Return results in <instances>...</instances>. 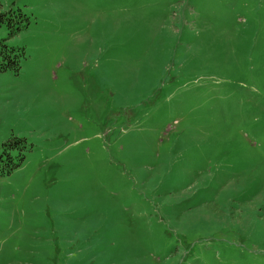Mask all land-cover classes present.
I'll return each mask as SVG.
<instances>
[{"label":"rangeland","instance_id":"1","mask_svg":"<svg viewBox=\"0 0 264 264\" xmlns=\"http://www.w3.org/2000/svg\"><path fill=\"white\" fill-rule=\"evenodd\" d=\"M0 14V264H264V0Z\"/></svg>","mask_w":264,"mask_h":264},{"label":"trees","instance_id":"2","mask_svg":"<svg viewBox=\"0 0 264 264\" xmlns=\"http://www.w3.org/2000/svg\"><path fill=\"white\" fill-rule=\"evenodd\" d=\"M4 16L3 14H0V25L2 24V20ZM12 34L17 32V27L13 28ZM4 40L0 41V71H8V70H14L18 71L20 66H19V61L16 58H12V50L9 48L7 45H4ZM7 143L4 145V152L0 154V171H4V168L9 166V165H2L3 158L7 157L8 160L12 159L11 153L8 152V149L6 148Z\"/></svg>","mask_w":264,"mask_h":264},{"label":"snow or ice","instance_id":"3","mask_svg":"<svg viewBox=\"0 0 264 264\" xmlns=\"http://www.w3.org/2000/svg\"><path fill=\"white\" fill-rule=\"evenodd\" d=\"M3 3H4V0H0V10L3 9Z\"/></svg>","mask_w":264,"mask_h":264}]
</instances>
